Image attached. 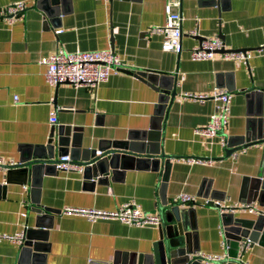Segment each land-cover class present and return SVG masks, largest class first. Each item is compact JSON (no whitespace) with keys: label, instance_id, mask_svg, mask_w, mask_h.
<instances>
[{"label":"crops","instance_id":"crops-1","mask_svg":"<svg viewBox=\"0 0 264 264\" xmlns=\"http://www.w3.org/2000/svg\"><path fill=\"white\" fill-rule=\"evenodd\" d=\"M16 0H0V7ZM166 0H58L57 13H48L41 0H26L22 17L15 21L0 19V156L18 162L29 145L45 142L53 125H69L83 130L84 144L97 147L111 139H125L128 132L142 136L150 129L157 92L149 83L123 70L109 74L95 86L61 82L50 85L39 59L61 48L73 51L113 48L120 54L124 69L141 72L177 73V95L181 91L211 94L216 87L231 92V109L223 135L244 132L252 88L264 89V0H181L182 50L177 53L161 47L163 34L150 28L165 21ZM55 29H61L55 32ZM197 31L196 34L192 32ZM219 34L225 47L255 50L247 64L216 55L212 59L192 60L189 48L199 36ZM159 130L161 148L177 155L171 159L165 193L169 201L183 191L220 199L225 204L239 200L243 177L257 173L262 146L238 147L226 154L220 137L207 144L194 128L208 121L214 110L211 99L196 101L177 98ZM56 112L57 121L48 118ZM152 134L156 130L151 131ZM205 157L210 163H192L187 157ZM0 168V232L14 233L34 225L33 199L59 211L65 206L112 209L134 199L141 209L159 212L160 175L150 165L141 164L117 173L108 184L84 182L81 171L58 170L43 174L38 192L30 184L9 183ZM260 205L257 201H255ZM195 208L197 253L219 255L221 240L227 237L219 208L183 204ZM182 206V205H181ZM262 206V205H261ZM49 214V213H48ZM234 215L254 218L257 214L237 210ZM47 232L45 264H112L117 255L148 252L158 235L154 224L128 225L119 219L88 220L81 214L55 212L45 218ZM257 241L239 256L238 242L230 241L234 264H264L263 230ZM18 243H0V264H16ZM203 260V259H202ZM204 261V260H203ZM205 264H225L208 261Z\"/></svg>","mask_w":264,"mask_h":264},{"label":"water","instance_id":"water-1","mask_svg":"<svg viewBox=\"0 0 264 264\" xmlns=\"http://www.w3.org/2000/svg\"><path fill=\"white\" fill-rule=\"evenodd\" d=\"M47 6L48 13L54 15L58 7V0H41ZM204 36H199V39ZM131 72L146 80L157 92L153 117L150 119V129L156 130L152 134L146 130L144 135L135 136L128 132L125 139H111L104 145L87 146L84 144L82 128L69 125L52 126L45 142L29 145V149L18 163L5 164L2 188L6 189L9 183L20 185L30 184V191L38 192L43 174L54 175L58 169L59 156L69 154L74 162L82 165L81 175L84 182L91 184L93 189L96 183L108 184L116 179L117 173L123 174L126 169L141 164L150 165L160 175V201L158 204L160 221L157 225L158 235L152 242L148 252L131 253L126 256L117 255L112 264H205L198 256L197 226H195V208L169 201L164 191L168 180V170L171 159L177 157L166 153L161 148L159 130L162 129L163 119L177 95V73L146 70L141 72L135 69H122ZM248 107L244 132L231 136L227 140L226 154L235 151L238 147L252 144L262 146V159L259 162L257 173L253 176H244L240 185L239 200L255 202L264 206V89L252 88L246 93ZM205 186V196L212 193L209 184ZM31 210L36 212L34 225L25 227V239L18 244L16 264H45V254L48 250L46 239L49 224L45 218H52L53 208L40 203L39 198L33 199ZM49 213V214H48ZM224 235L227 242L235 243L245 237L255 238L264 231V214L254 218L234 215L225 212L221 216ZM264 235V234H263ZM225 259L216 261L223 262ZM214 261V260H213ZM235 261L229 259V263ZM93 264V263H91ZM98 264V263H96Z\"/></svg>","mask_w":264,"mask_h":264},{"label":"built area","instance_id":"built-area-1","mask_svg":"<svg viewBox=\"0 0 264 264\" xmlns=\"http://www.w3.org/2000/svg\"><path fill=\"white\" fill-rule=\"evenodd\" d=\"M181 0H166L164 4L165 21L161 25H155L150 30L163 34L161 47L165 50H171L179 53L182 50L181 44V22L183 14L180 11ZM27 6L26 0H16L0 7V19L5 18L12 22L22 17V13ZM61 29H55V32H60ZM196 34L197 31L192 32ZM263 46L250 49L226 48L225 42L219 34L204 36L199 39L196 44L189 48V56L192 60L197 59H212L219 55L225 59L235 60L237 63L247 64L250 58L255 53V50L261 51ZM44 65V75L46 81L50 85H56L61 82L70 83L71 85H88L95 86L101 81H105L111 72L120 71L125 68V65L120 57V54L113 48L106 49H91L81 50L79 48L73 51H66L61 48H56L50 54L43 55L39 59ZM177 98H187L196 101L211 99L215 102L214 110L209 114L208 121L194 128L197 135L205 137L206 143H213L217 136L220 137L222 145L227 143V137L223 135V129L228 124L229 114L231 109V92L224 88L216 87L211 94L205 92H190L181 91ZM50 123L57 121L56 112L52 111L48 118ZM59 161L56 163L58 170L76 171L82 169V165L77 161L74 162L69 154L59 156ZM192 163H210L212 159L205 157H187ZM18 163L13 159L4 160L0 156V168H4L5 164ZM172 202L183 206L185 203L207 205L217 207L220 213L225 212L235 213L237 210L246 211L251 214H264V206L258 205L255 202L247 203L237 201L234 204H225L219 198L211 196H198L189 192H181L172 198ZM66 214H81L88 220L95 221L98 218H116L130 225L143 226L148 224L158 225L160 221L159 212L145 211L141 209L139 203L134 199L126 200L112 209H103L99 207H83V206H65L60 209ZM221 231H224L223 228ZM264 234V231H263ZM25 239V230L14 233L0 232V243L4 240L22 243ZM257 241L256 238L245 237L238 240L237 252L235 256H239L241 251L248 245ZM224 251L219 255L208 253H198V256L208 261H220L225 259L227 264L228 256H231L230 243L226 238L221 240Z\"/></svg>","mask_w":264,"mask_h":264}]
</instances>
